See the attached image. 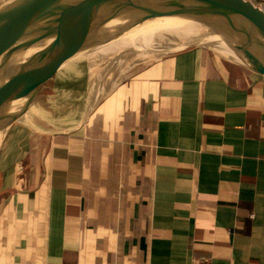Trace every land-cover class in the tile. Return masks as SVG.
Masks as SVG:
<instances>
[{
    "label": "crops",
    "instance_id": "crops-1",
    "mask_svg": "<svg viewBox=\"0 0 264 264\" xmlns=\"http://www.w3.org/2000/svg\"><path fill=\"white\" fill-rule=\"evenodd\" d=\"M91 85L5 134L0 264H264V77L192 46Z\"/></svg>",
    "mask_w": 264,
    "mask_h": 264
},
{
    "label": "water",
    "instance_id": "water-1",
    "mask_svg": "<svg viewBox=\"0 0 264 264\" xmlns=\"http://www.w3.org/2000/svg\"><path fill=\"white\" fill-rule=\"evenodd\" d=\"M164 18L221 36L264 77V10L249 0H2L0 146L64 68Z\"/></svg>",
    "mask_w": 264,
    "mask_h": 264
},
{
    "label": "rangeland",
    "instance_id": "rangeland-1",
    "mask_svg": "<svg viewBox=\"0 0 264 264\" xmlns=\"http://www.w3.org/2000/svg\"><path fill=\"white\" fill-rule=\"evenodd\" d=\"M122 42L126 43L124 47L120 45V42L113 43L110 45V50L102 51L103 53L98 52L99 54L88 56L87 59H80L64 68L55 80L43 90L38 106L45 100L51 101L57 95L63 97L68 95L69 91H64V88L59 84L72 77H86L92 84L89 86L88 94L101 96L109 87L107 84L108 81L110 82V78L115 77L117 73L121 75L127 72L131 66L149 63L160 56L192 46H204L218 55L226 56L243 64L245 67V62L240 58L241 55L238 52L234 51L228 43H224L221 38L215 36L213 32L201 27L183 28L175 31L172 27H167L159 20H155L133 30L122 38ZM82 65L87 67V71H81L83 70ZM49 104L50 102H47L46 105ZM37 109L39 108L35 107L28 117L32 118ZM45 111H47V107L46 110H43V112Z\"/></svg>",
    "mask_w": 264,
    "mask_h": 264
},
{
    "label": "bare ground",
    "instance_id": "bare-ground-1",
    "mask_svg": "<svg viewBox=\"0 0 264 264\" xmlns=\"http://www.w3.org/2000/svg\"><path fill=\"white\" fill-rule=\"evenodd\" d=\"M160 23L163 25H166L167 27H172L175 31L182 30L183 28H193V27H198V24L186 20H180V19H175V18H164V19H159ZM211 32V31H210ZM177 33V32H175ZM215 36H218L217 34L214 33ZM221 38V40L226 43V40L223 39L221 36H218ZM202 39V38H201ZM120 45L124 47L126 43L122 42V39L119 41ZM226 47L227 45L224 44ZM228 48V47H227ZM232 53V52H230Z\"/></svg>",
    "mask_w": 264,
    "mask_h": 264
}]
</instances>
